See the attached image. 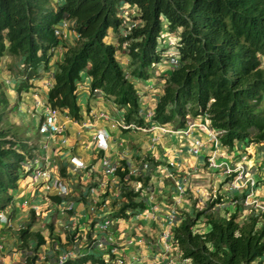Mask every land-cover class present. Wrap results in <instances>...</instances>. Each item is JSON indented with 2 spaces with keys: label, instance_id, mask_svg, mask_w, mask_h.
<instances>
[{
  "label": "trees",
  "instance_id": "16d2710c",
  "mask_svg": "<svg viewBox=\"0 0 264 264\" xmlns=\"http://www.w3.org/2000/svg\"><path fill=\"white\" fill-rule=\"evenodd\" d=\"M125 7L127 19L135 23L129 29L121 16ZM62 19L78 35L70 43L54 35ZM165 32L177 36V63L156 75L155 65L165 57ZM56 45L62 51L50 69L48 49ZM0 56L10 59L8 70L21 74L18 90L47 73L46 103L76 122L82 118L78 83L87 77L90 91L100 89L124 123L180 129L187 117H205L208 128L220 132L219 146L264 143V0H0ZM149 78L162 86L147 120L137 82ZM7 105L0 92V211L10 205L26 173L21 148L28 129L18 132L5 124ZM146 160L150 167L137 176L125 163L116 168L122 218L143 207L136 201L140 190L126 182L147 185L156 164L151 157ZM246 193L233 199L242 200ZM221 197H211L201 209L178 210L171 238L179 258L186 264H264V209L253 208L239 221L235 205V211L220 216L213 209ZM201 216L205 230L195 229ZM32 223L19 228L27 262L45 243L39 231L31 230Z\"/></svg>",
  "mask_w": 264,
  "mask_h": 264
},
{
  "label": "crops",
  "instance_id": "0c3cea01",
  "mask_svg": "<svg viewBox=\"0 0 264 264\" xmlns=\"http://www.w3.org/2000/svg\"><path fill=\"white\" fill-rule=\"evenodd\" d=\"M72 39L69 38L65 43L72 42ZM57 59L56 54L50 57V69ZM2 60L4 59L0 56V63ZM167 65L163 71V66H160L156 75L167 74ZM2 73L4 74V71L1 69V85L2 81L6 82V75ZM42 75V78L33 79V84L37 87L30 88L31 91L40 93V97L36 96L32 101L33 105L38 99L46 103L49 87L45 84L50 80L48 75ZM83 80L85 82L88 78L84 77ZM137 85L143 112L152 110L160 93L161 83L156 78H149L145 82H137ZM78 95L81 120L73 121L62 113V120L58 123L60 132L47 136V142L44 143L45 154L41 156L35 147V153L25 151L26 164L38 159V166L49 173L50 178H40L34 182L30 173H25L17 188L12 191V202L0 211L9 218L7 225L0 224V264H56V259L67 252L71 256L68 264H128L129 261H133V264H186L179 258L177 248L173 244L172 224L178 210L190 212L193 206H196L185 198L189 189L197 188L196 190L201 191L202 183L214 188L223 180V166L220 169H212L207 165V157L214 151L218 162L234 167L244 164L246 177L257 180L254 192L257 193L258 199L264 202V173L258 170L259 165L264 163L262 152L257 148L253 149L254 146L251 148L253 150H248L250 146L243 145L230 149L219 146L222 149L218 147L216 151L207 133L200 127L207 125L205 117L194 119L196 126L188 135L162 133L157 129L148 128L147 133L124 130L115 122L122 123L123 120L111 100H107L102 94L86 91H80ZM36 110L42 112L40 107ZM102 112L108 116L102 117ZM99 129L109 133L106 151L100 150L92 139ZM194 139L201 142L197 154L192 153L190 149ZM225 151L228 154H223ZM103 156L118 166L125 163L128 171L137 169L136 174L145 173L141 163L151 157L156 165L152 166L147 185L142 186L140 181L126 182L130 188H134L138 182L141 183L142 188L136 201L143 202L142 209L130 211L123 218L120 216V182L116 175L103 173L100 165ZM72 158L82 161L85 167L74 168ZM169 163H172V167ZM251 165L256 166V170L251 171ZM215 172H219L218 175H215ZM167 177H172L173 183L168 182L171 180ZM55 182L67 187L66 195L57 194ZM153 182L158 188L150 186ZM177 186H181L183 191L180 192ZM200 191L197 199L198 203L203 204L198 209L204 207L209 197V191L205 189L204 194ZM245 191L248 192V185L238 190L229 187L228 191L219 190L214 197L220 194L222 198L225 196L233 200L237 195L241 197ZM236 204L238 212L242 213L239 219L243 220L252 209L248 208L247 211L237 201ZM217 205L213 210L220 216L235 211V206L217 208ZM171 211L175 213L172 224L168 222ZM105 220H109V225L103 229L102 223ZM31 221V230L39 231L44 236L45 243L36 250L37 258L34 261L29 258L27 262V252L20 246L19 228ZM195 229L205 230L206 224L197 221ZM166 234L169 236L165 237ZM97 242L101 246H98ZM111 243L116 249L112 254L108 252ZM117 258H121L122 262L116 263Z\"/></svg>",
  "mask_w": 264,
  "mask_h": 264
},
{
  "label": "built area",
  "instance_id": "2783aa9c",
  "mask_svg": "<svg viewBox=\"0 0 264 264\" xmlns=\"http://www.w3.org/2000/svg\"><path fill=\"white\" fill-rule=\"evenodd\" d=\"M121 16L122 18H124V27H126L127 29H129L130 27L134 26L135 23L133 21H129L127 19V10L126 9H122L121 10ZM123 31V29L121 30ZM53 32L54 35L56 37H59L61 40L66 41L70 38V36L72 38H77V34L74 31L73 28H71L70 25V21H68L67 19H62L54 28H53ZM169 46H172L173 44L171 42L168 43ZM126 46V42H124L122 44V47ZM61 47L59 45L56 46H51L49 48V54L51 56H54V54H56V56L59 58L60 54H61ZM175 53H176V49L175 47H173V49H169L168 51L165 52V58H166V63L169 65L170 69L176 65L177 63V59L175 57ZM7 83H9V80H6ZM48 81L45 85L50 87L51 83ZM78 91L82 92V91H86V92H90L91 94H99L101 95V90L98 88H94L92 89V92L90 91V84L89 81L86 80L84 82V80H82V82L78 83ZM38 107H40L42 109V116L40 119V123L38 124V132L42 135H46V136H52L54 134H57L60 132V127L58 126V121H57V115H58V109L56 108H52L50 107L47 103H42L39 99L36 100L34 108L37 109ZM152 114V110H148L144 113V116L146 118L151 117ZM100 115L102 117H106L108 116L105 112L100 113ZM121 115V114H120ZM122 118V116H121ZM114 122V120H113ZM117 126L121 127L122 129L128 130V129H132V130H144V128H148L149 130H153V129H157L162 133H179L182 135H188L190 133V130L196 126V122L187 118L186 122H185V126L181 129H171L167 126H160L158 124H154L151 123L149 124V126L147 127H139L136 126L132 123H124L122 121V123L115 121ZM200 127H202V129L205 130V132L207 133V137L209 139V141L211 142V144L216 148V151L219 147V143H218V136L220 132L217 131H213L211 129L208 128L207 125L203 124L200 125ZM109 133L104 130V129H99L98 132L96 134H94L92 136L93 141L95 142V145L102 151H106L108 148V144H107V139H108ZM201 147V142L199 140H195L193 141L192 146L190 147L191 152L194 154H197L199 149ZM100 165L102 168V171L105 175H115V171L117 168V164L113 163L110 161V159L106 156L101 157L100 159ZM71 163L73 164L74 168H83L85 167L83 162L78 160L77 158H72L71 159ZM172 166V163H169ZM148 163L147 162H143L142 164V170H146L148 168ZM207 165L208 167L212 168V169H220L221 166L224 167V173L226 174H230L234 171L237 172L236 176L234 177V179L232 180L230 187L232 189H239L242 186L248 185V192L246 193L244 200H243V206H250L253 205L254 207H256L257 209H264V204L262 203H258L255 199L250 200L251 195H254L255 192L253 190L256 189L257 187V180L253 177H246L245 175V166L244 164H240L239 166H235L232 167L231 165L227 164V163H221L217 161V156L215 154V151L209 155L207 157ZM26 171H28L30 173V177L31 179L36 182L38 181L40 178H46L49 179L50 178V174L47 173L45 170H42L39 166H38V159L33 160L31 163H27L26 165ZM128 173L130 175H138L137 173V169H131L130 171H128ZM242 184H241V182ZM54 187L56 188V192L58 195L60 196H64L67 194V187L63 184H61L60 182H55ZM135 190H141V183L138 182L135 185ZM178 190L183 191L182 187L178 186ZM264 190V187H263ZM250 191V192H249ZM254 192V193H253ZM249 198V200H248ZM93 209V208H92ZM175 217V213L173 211L169 212L168 215V219H169V223L172 224L173 219ZM9 222V218L2 212H0V224L3 225H7ZM109 225V220H105L102 223V228H106ZM169 235L166 234L165 237H168ZM111 240V239H110ZM98 246H101V244L99 242H97ZM115 248L113 246V244L111 243V247H109L108 252L110 254L115 252ZM71 258L70 253H63L61 254L57 260H56V264H65V262H67L69 259ZM122 259L117 258L116 259V263H121ZM128 264H133V261H129Z\"/></svg>",
  "mask_w": 264,
  "mask_h": 264
},
{
  "label": "rangeland",
  "instance_id": "374dc122",
  "mask_svg": "<svg viewBox=\"0 0 264 264\" xmlns=\"http://www.w3.org/2000/svg\"><path fill=\"white\" fill-rule=\"evenodd\" d=\"M124 9H126V7ZM129 16H131V14ZM164 36H165V38L162 39V43H163V46L166 47V51H168L169 49H173L174 44H176V41H177L176 34H173V33L170 34L169 33V35H168V33L165 32ZM70 38H72V37L70 36ZM169 42H171L173 45L169 46V44H168ZM160 48H161V45H160ZM48 52H49V49H48ZM163 56H165V55H163ZM1 57H2V59H4L6 61L5 62L4 60H2V63H4L5 65L0 63L1 64V69H2V71H4V74L6 76L3 73L2 74L5 76L6 80L10 81L9 83L2 81L3 82L2 83L3 86L2 85L0 86V92H2L3 96L6 99H8V105L6 107L7 110H8L7 113H6L7 122H5V124L9 123V124H12V125L16 126V129L18 130V132H22L23 128H27L28 129L27 133H23L24 134L23 143H22V147L23 148H21L22 149L21 151H24V152L25 151H27V152L32 151V153H33L34 150H35L34 149V147H35L36 150L38 151V153L42 156V155L45 154L44 143L47 142V136L46 135H42V134H40L38 132V120L41 119L42 113H40L38 110L34 109V105H33V102H32V101H34V98L36 96L40 97V93L38 91H36V90L31 91V89H34L35 87H37V85H34L32 83V82H34V80H33L31 82V85L28 86L29 88L27 87V89L18 90L16 85L18 83H20L21 74L17 73L14 68L11 69V71L8 70L7 68L9 66V64H10V59L6 60L5 56H1ZM165 59L166 58L163 57V59L161 61L162 63H159L158 65L157 64L155 65L156 66L155 72H159L160 71V66H163L161 71H163L165 69V65H167V63L165 62ZM50 67H51V65H50ZM167 68H168V70H170L169 65H167ZM1 69H0V71H1ZM42 74L47 76V73H42ZM8 86L9 87L12 86V87L9 88ZM33 95H35V96H33ZM60 120H62V113L59 111L58 115H57L58 123L60 122ZM139 131L143 132V133H147L146 132L147 131L146 128H144V130H139ZM252 146H254L253 149L257 148L258 150H260L262 152L261 157L264 156V144H257V145L252 144V145H250V148L248 150H250L252 148ZM219 148L222 149V147H219ZM253 149H251V150H253ZM223 154H228V152L225 151ZM146 162L148 164L150 163V161H148V160ZM142 163H141V165H142ZM169 166H171V165L169 164ZM251 166L253 167V165H251ZM232 167H234V166H232ZM250 170L251 171L256 170V166H254ZM258 170H259L260 173H264V163H263V165H259ZM218 173L219 172H215V175H218ZM224 175L225 176H224L223 180L218 185H216L214 188H211L207 184L202 183L203 185H201V186H203V187H202L201 191L200 190H196L197 188H195V189L192 188V190L189 189L188 192H187L188 194L186 193V197L185 198H187L188 201L191 202V204H196L197 208H200L203 203L202 202L198 203L199 199H197V196L199 194V191L202 194H204L205 189H206V191H209L208 192L209 193L208 200H210L211 197L213 198L214 195L216 193H218L219 190H221V189H226L228 191V188L230 187V184H231V182H232V180L234 178L231 177L229 174H226V173H224ZM154 178L155 177H153V179ZM167 178L169 180H171V181H168V182H172L173 183L172 177H167ZM158 180H161V179H158ZM262 182H263L262 185H264V181L263 180H262ZM241 184H242V182H241ZM150 186L151 187H156V183L153 182V184L151 183ZM156 188H158V187H156ZM243 188H244V186L240 187L239 189H243ZM177 189H178V186H177ZM253 191H255V190H253ZM256 194L251 195L250 200L255 199L258 203L264 204V202H261L258 199V195H256ZM244 198H246V197L244 196ZM244 198L242 200L239 199L237 201V203L239 204L241 201L243 202ZM248 200H249V198H248ZM234 204H236L235 199L229 200V199H227L224 196V198L220 201L219 205H217V208H223V206L225 207L227 205L230 206V208H233L235 206ZM196 206L194 205L193 207H196ZM248 208L253 209V208H256V207H254L253 205H250V206L248 205V206L244 207V209H246L247 211H248ZM239 214L242 216V213H239ZM240 219H239V221H240ZM198 222H204L203 216L198 218ZM4 236H6V235H4Z\"/></svg>",
  "mask_w": 264,
  "mask_h": 264
},
{
  "label": "clouds",
  "instance_id": "9594fccd",
  "mask_svg": "<svg viewBox=\"0 0 264 264\" xmlns=\"http://www.w3.org/2000/svg\"><path fill=\"white\" fill-rule=\"evenodd\" d=\"M143 111H144V110H143ZM187 118H189V117H187ZM147 119H148V118H147ZM189 119H191V118H189ZM191 120H192V119H191ZM193 121H195V120H193ZM185 122H186V121H185ZM184 126H185V124H184ZM184 126H183V127H184ZM183 127H181V128H183ZM181 128H180V129H181ZM26 165H27V164H26ZM26 165H25V167H26ZM148 168H149V165H148ZM148 168H147L146 170H148ZM25 170H26V168H25ZM27 172H28V171H26V173H27ZM234 172H236V171H234ZM230 174H231V173H230Z\"/></svg>",
  "mask_w": 264,
  "mask_h": 264
}]
</instances>
